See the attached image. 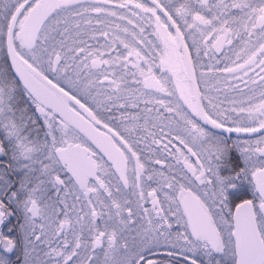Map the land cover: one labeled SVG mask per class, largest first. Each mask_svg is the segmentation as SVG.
Instances as JSON below:
<instances>
[{"label":"snow or ice","instance_id":"obj_1","mask_svg":"<svg viewBox=\"0 0 264 264\" xmlns=\"http://www.w3.org/2000/svg\"><path fill=\"white\" fill-rule=\"evenodd\" d=\"M0 264H264V0H0Z\"/></svg>","mask_w":264,"mask_h":264}]
</instances>
